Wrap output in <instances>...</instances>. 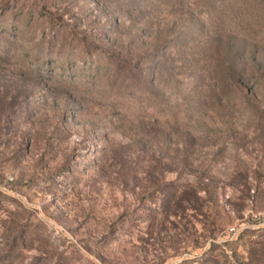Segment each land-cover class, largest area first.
<instances>
[{"label":"rangeland","instance_id":"1","mask_svg":"<svg viewBox=\"0 0 264 264\" xmlns=\"http://www.w3.org/2000/svg\"><path fill=\"white\" fill-rule=\"evenodd\" d=\"M0 264H264V0H0Z\"/></svg>","mask_w":264,"mask_h":264}]
</instances>
